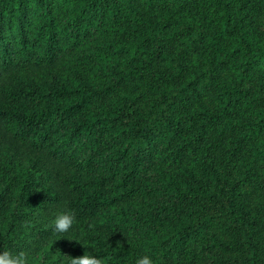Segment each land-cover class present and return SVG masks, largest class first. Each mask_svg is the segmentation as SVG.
I'll return each instance as SVG.
<instances>
[{"label":"trees","instance_id":"trees-1","mask_svg":"<svg viewBox=\"0 0 264 264\" xmlns=\"http://www.w3.org/2000/svg\"><path fill=\"white\" fill-rule=\"evenodd\" d=\"M4 250L264 264V0H0Z\"/></svg>","mask_w":264,"mask_h":264},{"label":"clouds","instance_id":"clouds-1","mask_svg":"<svg viewBox=\"0 0 264 264\" xmlns=\"http://www.w3.org/2000/svg\"><path fill=\"white\" fill-rule=\"evenodd\" d=\"M75 219L74 211L61 212L54 220L55 231L60 233L67 232L72 227ZM0 264H28V259L24 252L13 255L10 251L4 250L0 252ZM70 264H105V260L84 252L82 256H71ZM136 264H153V261L149 256L145 255L139 258Z\"/></svg>","mask_w":264,"mask_h":264}]
</instances>
